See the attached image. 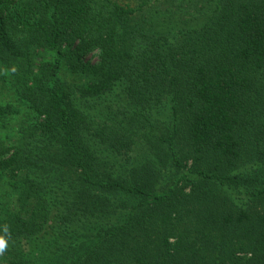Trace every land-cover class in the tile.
Segmentation results:
<instances>
[{"label":"trees","instance_id":"trees-1","mask_svg":"<svg viewBox=\"0 0 264 264\" xmlns=\"http://www.w3.org/2000/svg\"><path fill=\"white\" fill-rule=\"evenodd\" d=\"M0 240L264 264V0H0Z\"/></svg>","mask_w":264,"mask_h":264},{"label":"clouds","instance_id":"clouds-1","mask_svg":"<svg viewBox=\"0 0 264 264\" xmlns=\"http://www.w3.org/2000/svg\"><path fill=\"white\" fill-rule=\"evenodd\" d=\"M3 245V241L2 240H0V246H2Z\"/></svg>","mask_w":264,"mask_h":264},{"label":"rangeland","instance_id":"rangeland-1","mask_svg":"<svg viewBox=\"0 0 264 264\" xmlns=\"http://www.w3.org/2000/svg\"><path fill=\"white\" fill-rule=\"evenodd\" d=\"M185 18H188V16H185Z\"/></svg>","mask_w":264,"mask_h":264}]
</instances>
